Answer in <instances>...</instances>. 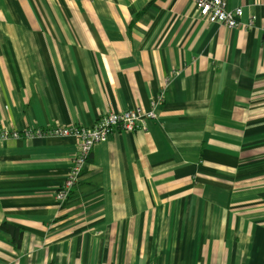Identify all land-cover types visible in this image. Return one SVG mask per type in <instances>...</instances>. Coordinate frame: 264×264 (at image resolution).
<instances>
[{
	"label": "crops",
	"instance_id": "obj_1",
	"mask_svg": "<svg viewBox=\"0 0 264 264\" xmlns=\"http://www.w3.org/2000/svg\"><path fill=\"white\" fill-rule=\"evenodd\" d=\"M224 1L253 28L190 0H0L1 131L157 117L95 145L64 204L75 138L0 141V264H264V0Z\"/></svg>",
	"mask_w": 264,
	"mask_h": 264
},
{
	"label": "built area",
	"instance_id": "obj_2",
	"mask_svg": "<svg viewBox=\"0 0 264 264\" xmlns=\"http://www.w3.org/2000/svg\"><path fill=\"white\" fill-rule=\"evenodd\" d=\"M193 4L198 17L210 24H219L223 27L233 29L249 30L256 23V18L251 17L246 23H241L243 11L241 8L229 9L224 0H190ZM264 32V22L262 26ZM168 85V80L165 84ZM161 103V97L151 101V108ZM156 115L151 111H141L139 109L125 111L121 113H108L101 115L90 128H82L75 125L60 126L55 128H46L38 130L12 131L0 130V141L7 139L23 138H75L77 141V154L71 162L70 169L65 180L59 187L56 198L61 203H66L78 184L85 167L87 165L90 153L97 144L105 143L108 138L117 133H133L145 128L147 120L156 119Z\"/></svg>",
	"mask_w": 264,
	"mask_h": 264
},
{
	"label": "trees",
	"instance_id": "obj_3",
	"mask_svg": "<svg viewBox=\"0 0 264 264\" xmlns=\"http://www.w3.org/2000/svg\"><path fill=\"white\" fill-rule=\"evenodd\" d=\"M87 166V165H86ZM0 228H3V229H5V227L4 226H1ZM15 242V245H16V243H19V241H18V239L16 240V241H14Z\"/></svg>",
	"mask_w": 264,
	"mask_h": 264
}]
</instances>
